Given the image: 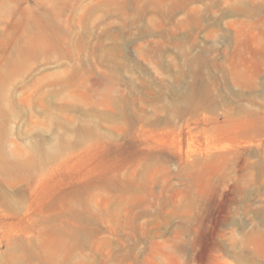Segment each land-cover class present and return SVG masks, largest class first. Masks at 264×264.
<instances>
[{"label": "rangeland", "instance_id": "obj_1", "mask_svg": "<svg viewBox=\"0 0 264 264\" xmlns=\"http://www.w3.org/2000/svg\"><path fill=\"white\" fill-rule=\"evenodd\" d=\"M0 264H264V0H0Z\"/></svg>", "mask_w": 264, "mask_h": 264}]
</instances>
